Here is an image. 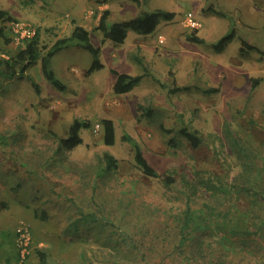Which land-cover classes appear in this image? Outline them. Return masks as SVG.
Wrapping results in <instances>:
<instances>
[{
	"label": "rangeland",
	"instance_id": "1",
	"mask_svg": "<svg viewBox=\"0 0 264 264\" xmlns=\"http://www.w3.org/2000/svg\"><path fill=\"white\" fill-rule=\"evenodd\" d=\"M58 1L63 9L85 2L0 0V7L15 22L37 30L44 56L59 39L71 36L67 10H54ZM107 3L110 25L157 10L174 17L162 20L149 35L128 30L123 44L103 42V33L91 30L90 42L101 48L104 67L88 75L93 58L84 49L56 54L51 69L66 90L50 83L40 61L24 75L0 76V204L5 206L0 209V264H139L137 226L146 224L155 232L173 225L178 206L171 201L174 192L143 176L134 158L135 143L159 172L176 171L181 181L211 174L236 183L254 161L264 181V0ZM190 15L198 28L188 22ZM12 23L0 24L5 32L0 36V69L23 47ZM194 29L203 43L190 40ZM230 32L232 40L216 50L214 45ZM243 41L256 49L243 51ZM113 71L144 77L130 92L116 94ZM175 87L190 90L173 91ZM139 107L153 113L143 116ZM75 119L92 123L81 133L83 144L57 152L59 139L67 136ZM102 119L115 122L114 146L104 143ZM161 126L173 133L166 134ZM183 126L197 131L204 143L193 148L178 134ZM226 126L255 150L235 154ZM173 137L178 143L174 147L168 142ZM106 153L118 159L119 170L96 187L94 174ZM175 189L184 191L186 183ZM255 200L245 196L229 204L232 219L247 215L254 230L255 218H264V203ZM109 221L120 235L113 234L116 229ZM222 233L209 240L211 247L205 245L206 252L214 251V264H264V228L246 236ZM143 240L148 243L143 249L151 248L146 264H177L168 256V246L148 235ZM194 253L192 247L195 259L183 264H204Z\"/></svg>",
	"mask_w": 264,
	"mask_h": 264
},
{
	"label": "trees",
	"instance_id": "2",
	"mask_svg": "<svg viewBox=\"0 0 264 264\" xmlns=\"http://www.w3.org/2000/svg\"><path fill=\"white\" fill-rule=\"evenodd\" d=\"M107 2H109V0L101 1V3ZM110 15V10L103 11L96 31L102 32L105 40H110L116 44L125 42L128 30H133L140 35L151 34L156 30L162 20L170 21L174 17V13L172 12L157 10L151 13L146 12L128 21L115 22L110 25L108 23ZM13 21H15V18L0 7V24L11 23ZM0 36H5L3 28L0 29ZM233 37L234 33L230 32L214 45L215 49L222 51ZM190 40L203 43V40L197 36V29H194L192 36H190ZM7 41L10 42V39ZM72 46L80 47L91 54L93 61L87 71L88 75L104 67V64L100 60V48L94 46L90 42L89 32L85 28L77 25L70 37L59 39L44 56H42L39 34L31 40H24L23 47L10 57V59L3 61L0 69V76L2 78L13 79L19 75H24L40 61L42 73L50 83L59 90H66L68 87L56 77L54 71L51 69V59L60 51ZM245 49L255 50L256 47L243 41L242 50L245 51ZM113 72L117 77L114 85V92L116 94L130 92L144 77V75L132 76L117 71ZM252 87L254 89L256 87L255 84ZM174 90H190V88L175 87L173 88V91ZM214 91L217 92L218 89L209 90V92ZM144 110L145 109L142 107H139V111H142L143 116H149L153 113L152 109L147 112ZM101 123L104 127L105 145L114 146L117 142L115 122L112 119H102ZM91 127L92 123L90 121L75 119L70 125L67 136L59 139L57 152L71 151L82 145L83 138L81 133L84 129H90ZM161 128L166 134L173 133L172 130L165 129L163 126H161ZM225 131L229 136L230 144L235 154L247 156V153L255 150L252 144H248L246 141L241 140L237 134L231 131L229 126H226ZM178 134L188 140L193 148H198L204 143V139L197 131H192L186 126L180 128ZM125 139L131 141V138L127 135ZM168 142L172 147L178 145L174 137L169 139ZM134 152L136 165L143 176L149 180L158 182L166 190L174 192L170 195L173 199L171 201L178 206V213L175 217L168 215V217L172 216L171 221L173 225H163L160 227L159 231L155 232H150L146 229V224L142 226L139 224L137 226L139 231L136 235V243L134 246L136 248L139 264H146L151 253V248L143 249V247L148 244L144 243L143 240L146 235L150 236L164 247L168 246V256L172 257L177 264H183L185 261L191 262L193 260L194 256L190 255L192 253V247L194 248V255L199 256L204 264H214V255H212L214 251L212 250L210 254L208 251L206 252L205 247L206 244L207 248L211 247L212 244L209 243V240H213L214 236L221 235L219 234L220 232H223V237L225 236L224 234L230 237L246 236L261 232V229L264 228V218L261 219L262 222H259L260 219H258V217L255 218L259 221L256 220L258 228L254 230L246 222L248 218L247 215H243L244 218L234 219L230 216L231 207L229 204H238L242 197L253 196V198H256L255 202L264 203V181L262 176L258 178L257 173L259 169L257 161H254L255 164L252 162L248 168H244L238 180L239 182L236 181V183L224 181L222 178L216 175L213 177L211 174L207 176L205 174L201 176L196 175V177L188 180L182 178L181 181L180 177L182 175L178 172H159L153 167L146 158L140 145L137 143H135ZM99 160V165L94 174L96 187L99 186L104 178L109 179L116 175L119 170V161L113 155L106 153L104 157H101ZM244 165L247 166V163ZM182 183H186V189L184 191L181 189L176 193L175 188L177 186L179 187ZM2 208H5V206L0 204V209ZM94 220L98 221L99 218L96 217ZM166 221L169 222L168 218H166ZM109 224L110 227L116 229V231H113V234L120 235L121 232L118 226L112 221H109ZM171 229L172 235L170 234ZM132 236L133 235L128 234V238ZM139 236H143L142 239L139 240ZM173 255H176V258ZM43 260L45 261V259ZM119 264L125 263L120 262Z\"/></svg>",
	"mask_w": 264,
	"mask_h": 264
},
{
	"label": "crops",
	"instance_id": "3",
	"mask_svg": "<svg viewBox=\"0 0 264 264\" xmlns=\"http://www.w3.org/2000/svg\"><path fill=\"white\" fill-rule=\"evenodd\" d=\"M54 3L55 2H53L52 4H54ZM59 3H60V1H58L57 6L53 5V7L55 8L54 10H57V8H60L62 10H67V15L69 16V22L68 23H70L69 24L70 33H72L75 26L78 25V26L85 28L89 32L90 36L92 33L91 30H94V29L96 30V27L99 23V20H100V17H101V14L103 13V11L110 10V9H108V8H110L109 3H100L99 0H85V2L80 1V2H75V3L72 2L71 9H63L62 7H60L61 4H59ZM95 10H98V14L95 12ZM101 11H102V13H101ZM96 15H97V17H96ZM98 32H100V31H98ZM128 34L129 33L127 32V36H128ZM147 35H149V34H147ZM143 36H145V35H143ZM104 40L105 39L103 38L102 41L104 42ZM72 47L82 49V48L77 47V46H72ZM72 47H69V48H72ZM69 48H67V49H69ZM98 48H100V47H98ZM64 50H66V49H64ZM100 50H101V48H100ZM55 56H53V57H55ZM51 62H52V59H51ZM88 69L85 71L87 72ZM116 78L117 77L115 75L114 85L116 82Z\"/></svg>",
	"mask_w": 264,
	"mask_h": 264
},
{
	"label": "built area",
	"instance_id": "4",
	"mask_svg": "<svg viewBox=\"0 0 264 264\" xmlns=\"http://www.w3.org/2000/svg\"><path fill=\"white\" fill-rule=\"evenodd\" d=\"M188 22L194 27L198 28L199 23L195 21V19L190 15L188 17ZM11 29L13 31V34L16 35V39L18 41H24V40H31L37 35V30L32 27L31 25H27L25 23H17L13 21L11 24ZM163 41V39H162Z\"/></svg>",
	"mask_w": 264,
	"mask_h": 264
}]
</instances>
